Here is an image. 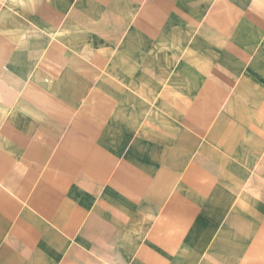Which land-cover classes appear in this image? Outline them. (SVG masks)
<instances>
[{
    "label": "crops",
    "instance_id": "obj_1",
    "mask_svg": "<svg viewBox=\"0 0 264 264\" xmlns=\"http://www.w3.org/2000/svg\"><path fill=\"white\" fill-rule=\"evenodd\" d=\"M0 264H264V0H0Z\"/></svg>",
    "mask_w": 264,
    "mask_h": 264
}]
</instances>
